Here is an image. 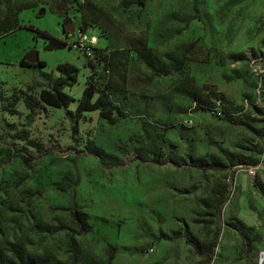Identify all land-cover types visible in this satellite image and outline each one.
Here are the masks:
<instances>
[{"label":"rangeland","instance_id":"374dc122","mask_svg":"<svg viewBox=\"0 0 264 264\" xmlns=\"http://www.w3.org/2000/svg\"><path fill=\"white\" fill-rule=\"evenodd\" d=\"M43 32L66 45L46 49ZM81 34L96 36L90 53ZM61 63L75 69L61 87L71 101H36ZM262 68L264 0H0V246L12 241L65 263L72 235L77 264H261L264 160L253 176L245 167L264 147ZM89 84L93 98L108 87L126 115L107 103L66 116ZM216 98L228 116L206 110ZM143 117L164 127L178 162L119 152ZM89 139L120 164L87 154ZM239 157L247 162L231 166ZM71 190L89 225L83 232L67 210ZM248 215L244 244L229 223Z\"/></svg>","mask_w":264,"mask_h":264},{"label":"trees","instance_id":"16d2710c","mask_svg":"<svg viewBox=\"0 0 264 264\" xmlns=\"http://www.w3.org/2000/svg\"><path fill=\"white\" fill-rule=\"evenodd\" d=\"M42 37L45 40L46 49L60 48L66 45L64 40L53 37L47 33L43 32ZM19 64H24L29 67H36V64L33 62L23 63V61H19ZM150 68L157 74H166L170 72V69L167 67L150 66ZM56 69L59 72V76L53 80L50 87L42 88L38 91L36 95V101L53 107L65 108L71 101V98L66 93L61 91V87L67 85L74 79L75 69L67 63L58 64ZM95 91L96 89L92 84L86 86L81 92V96L75 107L74 114H72L70 111H66V116H74V118L77 119L81 112L100 109L107 103L112 104L115 114L118 117H123L126 115V113L122 112V101L119 99H114L115 97L113 94H111L108 87H103L102 89L98 90V95L93 98ZM216 99L222 100L221 98ZM24 103L29 110H33L35 107L34 100L25 98ZM224 104L226 106L225 109L228 110L227 104ZM212 105L213 101L206 106V110L208 112ZM226 110L223 109L224 117L228 116L226 114L228 113ZM72 128L74 129L75 126L73 125ZM164 132V127L158 123L157 120H149L144 117L140 118L139 131L127 138V140L122 144L121 148H119V152L121 154H130L132 159H135L139 162L155 164H162L165 162L176 163L178 162L176 145L165 136ZM187 145L189 146L187 156H191V144L187 143ZM83 147L87 154L96 157L98 162L102 165L114 167L120 164V158L116 154L105 151L102 147L96 145L91 139L87 140ZM245 162H247L245 158L239 157L231 161L230 165L243 164ZM249 162L253 163L254 161L250 160ZM206 164L209 168L219 169V164L211 160L207 161ZM70 180H72V185L76 184V178L71 179V177H69L67 174L63 175L62 181L69 182ZM58 189L63 192L67 191V189L63 186H59ZM225 189L226 186L222 185L221 191L224 192ZM259 190L262 192L263 187L259 186ZM223 201L224 198L216 199L214 205L216 213H218ZM67 210L69 211L79 231L83 232L88 229L89 225L86 222L85 214L77 207L73 190L70 191ZM229 226L237 232L244 244H248V232L253 229L251 226L245 225L240 219H231ZM217 232L218 229H215L213 242ZM192 246L198 250L196 245L192 244ZM0 264H77V244L72 235L68 236V260L67 262L63 263L46 255L29 253L15 242H6L4 246H0Z\"/></svg>","mask_w":264,"mask_h":264},{"label":"built area","instance_id":"2783aa9c","mask_svg":"<svg viewBox=\"0 0 264 264\" xmlns=\"http://www.w3.org/2000/svg\"><path fill=\"white\" fill-rule=\"evenodd\" d=\"M95 38H96V36H94V35L89 36V35H86V34H81V35H79L77 42H78L79 46L82 49H84V51L86 53H90V51L92 50L91 49V45H93V43L95 42ZM260 73L262 75H264V68H262L260 70ZM225 107L226 106H225V104H224V102L222 100L215 99V100H213V105L210 107L209 112L212 113V114H215L216 116H221V115L224 114L223 113V109L226 110ZM263 160H264V147H263V150H262L260 161L257 164H255V165L246 166L245 167V173L247 175H249V176H253V174H254V172H255V170L257 168V165L258 166L261 165Z\"/></svg>","mask_w":264,"mask_h":264},{"label":"crops","instance_id":"0c3cea01","mask_svg":"<svg viewBox=\"0 0 264 264\" xmlns=\"http://www.w3.org/2000/svg\"><path fill=\"white\" fill-rule=\"evenodd\" d=\"M241 221L247 226H252L254 224V218L252 215L242 218ZM258 263L264 264V252L259 256Z\"/></svg>","mask_w":264,"mask_h":264}]
</instances>
